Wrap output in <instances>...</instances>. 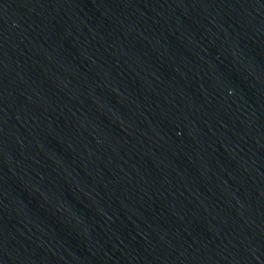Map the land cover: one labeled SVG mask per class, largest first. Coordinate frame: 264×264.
Here are the masks:
<instances>
[{
    "label": "water",
    "instance_id": "95a60500",
    "mask_svg": "<svg viewBox=\"0 0 264 264\" xmlns=\"http://www.w3.org/2000/svg\"><path fill=\"white\" fill-rule=\"evenodd\" d=\"M0 264H264V0H0Z\"/></svg>",
    "mask_w": 264,
    "mask_h": 264
}]
</instances>
